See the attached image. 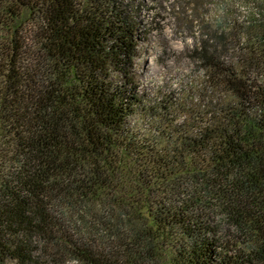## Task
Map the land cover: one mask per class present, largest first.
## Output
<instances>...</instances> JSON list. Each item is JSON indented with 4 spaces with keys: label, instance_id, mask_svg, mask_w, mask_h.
<instances>
[{
    "label": "trees",
    "instance_id": "1",
    "mask_svg": "<svg viewBox=\"0 0 264 264\" xmlns=\"http://www.w3.org/2000/svg\"><path fill=\"white\" fill-rule=\"evenodd\" d=\"M254 7L236 60L208 45L205 87L155 126L134 2L0 0V264H264Z\"/></svg>",
    "mask_w": 264,
    "mask_h": 264
},
{
    "label": "rangeland",
    "instance_id": "2",
    "mask_svg": "<svg viewBox=\"0 0 264 264\" xmlns=\"http://www.w3.org/2000/svg\"><path fill=\"white\" fill-rule=\"evenodd\" d=\"M128 1L135 3L134 15L140 24L134 72L141 109H145V120L156 126L160 119L146 117L150 111L205 87L206 65L200 53L208 45L213 48L218 41L223 46L217 48L220 60H236L237 45L243 38L240 26L254 14L256 0ZM144 32L147 36L143 38ZM220 36H226L227 45L218 40Z\"/></svg>",
    "mask_w": 264,
    "mask_h": 264
}]
</instances>
